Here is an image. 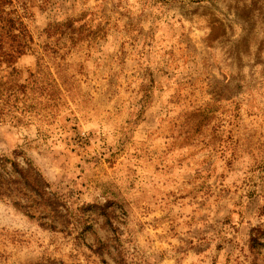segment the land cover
<instances>
[{
	"label": "rangeland",
	"instance_id": "rangeland-1",
	"mask_svg": "<svg viewBox=\"0 0 264 264\" xmlns=\"http://www.w3.org/2000/svg\"><path fill=\"white\" fill-rule=\"evenodd\" d=\"M15 3L0 264H264V0Z\"/></svg>",
	"mask_w": 264,
	"mask_h": 264
},
{
	"label": "trees",
	"instance_id": "trees-1",
	"mask_svg": "<svg viewBox=\"0 0 264 264\" xmlns=\"http://www.w3.org/2000/svg\"><path fill=\"white\" fill-rule=\"evenodd\" d=\"M15 0H0V65L13 62L32 48L34 36Z\"/></svg>",
	"mask_w": 264,
	"mask_h": 264
}]
</instances>
